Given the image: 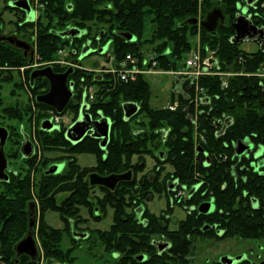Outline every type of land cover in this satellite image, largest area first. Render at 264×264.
I'll return each instance as SVG.
<instances>
[{"label": "trees", "instance_id": "trees-1", "mask_svg": "<svg viewBox=\"0 0 264 264\" xmlns=\"http://www.w3.org/2000/svg\"><path fill=\"white\" fill-rule=\"evenodd\" d=\"M40 1L47 8L45 17L47 22L40 23L37 30V52L41 61L47 63L55 61L59 51L65 50V46L70 43L57 33H50V29L53 27L61 31L71 25L87 32L89 21L93 17L92 0ZM68 4H72L71 11L67 8ZM217 4H221L220 9L226 16L227 24L220 25L216 34L209 33L197 25L187 24V21L199 18L200 10L206 17L209 13L207 10ZM239 4H245V0H158L155 4H149L153 7L144 12L154 13L158 23L152 36V42L159 43L152 50L155 54L153 61L157 62L156 69L178 71L192 50L190 38L200 35L203 54L206 50L216 52L215 70L244 74L227 79L219 76L202 77L199 85L210 102L200 105L198 111L195 104H192L195 95V88L192 85L187 98L172 95L171 103L178 104L175 110L157 109L151 104L152 85L145 75H139L137 80L125 83L109 73L96 75L92 71L75 69L70 76V81L75 83V96L64 114L70 111V114L77 118L83 102V87L96 86L98 91L88 112L94 118L104 116L112 121L110 142L106 150L101 148L100 140L92 137L73 145L65 137V128L51 133L38 129L37 136L43 152L49 154L63 150L70 156L94 155L97 166L82 170L73 160L68 164L69 169L65 176H43L34 184L32 172L35 170L38 173L40 168L35 167L36 159H31L29 168L26 161L23 165L16 166L18 175H12L7 182H0V264L42 262L73 264L77 259L74 256L76 249L81 247L82 242H89L93 238L92 242L107 254L118 252L117 256L120 255L121 258L116 261L117 264H189L186 263V256L191 254L193 247L187 232L194 231L195 228L196 231H200L203 224L209 220L211 223H218L231 236L264 240V169L260 173L254 172L252 168L242 169L244 165L250 166L252 161L244 159L236 169L237 179L231 174L232 164L238 162L232 161L234 143L249 139L256 146L264 145V78L257 76L264 66V52L261 50L248 52L241 48V44L235 45L231 42L235 35L232 24L236 21ZM117 10L118 14L113 18V23L114 26L117 25L118 30L129 29L139 34L143 32V27L136 25L137 22H142V17L124 16L121 6H118ZM97 13L98 20L103 21L105 16L102 14L99 17V13L102 12ZM254 18L259 20L257 25H263V9L262 16ZM56 20L59 23H56ZM110 34L116 41L113 50L108 52L107 56L112 53L116 67L123 63L128 55H132L137 59L139 68L151 69L153 61L145 50L126 44L125 40L114 34V29L110 30ZM89 37L87 34L85 37L77 38L74 48L78 53L70 51L68 56L70 58L80 56L82 45ZM6 54L0 56V66L25 65V60L17 54L12 52ZM54 70L65 71L59 66H54ZM225 80L228 87L223 86ZM49 88L46 79H39L35 86L30 88L35 105L40 111L51 109L35 100L37 96L47 93ZM125 103H135L140 108L139 113L129 121H125L124 118ZM24 110L25 108L19 106L8 112L6 110V113L19 121L31 122L32 112L28 116L29 113ZM43 115L39 113L37 117L39 123L44 119ZM196 115H199L197 121ZM227 120H231V125L223 133ZM197 139L200 140L198 143ZM157 151L160 152L156 154ZM161 155L165 156L164 161H161ZM148 156L156 158L160 165L170 164L173 172L168 173V176L178 180L180 184L189 188L201 185L199 191L184 202L186 206H198L205 199L214 198L216 212L212 215H199L198 212H194L182 223L183 226L175 233L173 241L172 253L175 257L165 260L153 256L149 262L139 263L136 255L150 247L148 248L147 240L144 242L134 240L125 233L126 225L122 215L128 198L123 191L111 192L103 188L104 197L98 199L97 203L103 209H106L107 205L116 207L117 225L110 232L95 231L84 241L75 239L71 235L72 227L69 220L77 218L78 206L93 204L84 176L91 171L111 175L133 169L135 178L128 185L133 188L141 183L137 180L138 175L146 171ZM135 157L138 158V163L133 162ZM43 161V165H46L54 160L46 158ZM208 162L210 166L207 165ZM142 178L145 190L149 189L151 184L147 180L145 182L146 175ZM60 192H72L71 199L63 206H59L57 202V195ZM204 192H207L206 196H202ZM35 196L38 198L40 212L39 224L35 229L42 256L37 261H32L28 256L17 258L14 247L28 233L29 205ZM253 201L258 202V208H255ZM49 211L60 214L65 223L63 230L55 229L47 223L45 215ZM68 234L72 247L64 250L62 243Z\"/></svg>", "mask_w": 264, "mask_h": 264}, {"label": "flooded vegetation", "instance_id": "flooded-vegetation-1", "mask_svg": "<svg viewBox=\"0 0 264 264\" xmlns=\"http://www.w3.org/2000/svg\"><path fill=\"white\" fill-rule=\"evenodd\" d=\"M3 1V8L0 11V56L3 54L7 55L6 53L12 52L14 54H17L18 57L22 58V60H25V65L20 67H11L9 64H6L7 66H0V99H5V87L6 85L13 86V91H10V95L13 97L15 96H27L28 94L33 99V106L35 109L40 110L36 107L34 102V96L31 91V86L34 87L35 83L39 80H36L34 85L31 84V73L34 70L43 69L47 66H43L38 69H31V62L30 60L33 58V62L35 58L38 55V37H37V30L39 28L40 23L47 22V19L45 18L47 16V8L44 4L41 3L40 0H2ZM119 2V4H118ZM155 2H158V0L150 1V0H92V11H93V17L89 21L88 27L89 29L87 32L85 30H82L78 27L74 26H67L66 29L58 30L57 28H51L50 33H57L58 36H60L62 39L69 40V45H66L65 50H60L59 52L69 50L73 51L74 54L78 53V50L74 48L76 47V39L85 37L87 34L90 36L86 39L85 43H83L81 48V53L84 51V49L90 50L91 55L93 54H99L102 56H107L108 52H111L113 50V46L115 45L114 37L111 38L110 30L114 29V34L116 36H119L126 44L137 46L138 48H141V50H153V47L156 46L159 43L152 42L153 41V33L157 26L156 18L154 17V13H144L147 10H149L153 5L149 4H155ZM29 7L32 11V17L29 16V13L24 9L23 7ZM121 6V10L124 11V16L130 17V16H137L138 18L142 17V22L139 21L136 24L137 26L143 27V32L139 34L137 31L134 30H118L117 25L114 26L115 23H113V18L118 14L117 7ZM221 4L214 5L212 9L207 10V13L210 12L213 9H220ZM67 8L69 11L72 10V4H68ZM262 9L264 14V0H258L254 6H247L246 0L245 4H239L237 6V15L240 12H243L244 10L247 11L249 15L252 16L253 22H256L255 25L258 23V19H255L256 16H262ZM97 11H101L102 13H99V17L103 14L104 20L100 21L98 20V13ZM201 12V10H200ZM6 14H10L11 16L9 18H5ZM140 14V15H139ZM224 14V12H223ZM208 15V14H207ZM206 15V16H207ZM203 15L201 14V18H199L201 21L205 20V17L203 19ZM225 16V14H224ZM14 17V18H13ZM31 17V18H30ZM56 23H59L58 20H56ZM52 22V24H56ZM139 23H141L139 25ZM225 24H227L226 16H225ZM223 24V25H225ZM221 25V24H220ZM219 25V26H220ZM258 27H264L263 25H257ZM121 27V26H120ZM72 32L73 34H76L77 32H80L77 36H66L62 37L63 33ZM124 35H128V39L125 38ZM146 35H149V37H146ZM17 39V40H16ZM10 40V41H9ZM20 41V42H19ZM65 41V40H64ZM258 46V45H256ZM25 47L29 50L24 52L21 48ZM34 50V53H32ZM105 51L104 54L99 53V51ZM258 50H260V46H258ZM32 51V52H31ZM80 53V55H81ZM89 56V57H90ZM79 56L76 58H70L68 57L66 60L71 59L72 62H76L78 60ZM80 64V63H79ZM54 67V66H53ZM62 69V67H60ZM55 71V70H54ZM56 72V71H55ZM56 73H64L62 71L56 72ZM16 85H19L16 87ZM8 94V96H10ZM36 100V98H35ZM37 102V101H36ZM25 108V110L29 113L28 116L33 111L32 108L24 105L22 106ZM13 107L11 104H6L3 114V121H0V140L4 138V136L7 134L6 144L4 147V151L6 154V157L8 159V168L6 170V174L9 176V180L12 178V175H18V169H17V162L18 160L21 161L18 165L21 166L27 161V168H29V161L31 159H36L35 167L40 168V171L37 173V171L33 170L32 172V180L34 184H37L40 179L43 176L49 177V176H65V174L68 171L69 163L70 161L75 160L77 165L82 169H92L97 166V159L96 164L92 166H81L78 162V156L79 155H90V154H76V155H68L63 150H57L52 153H60L59 157L51 158L48 157V153L43 152L42 146L39 142L37 131L38 129L45 131L42 129V121L38 124V127L36 128V132L33 133L34 136H32V131L30 129H26V126H20L19 131L17 130V127L14 126V118L10 117L7 112L10 111ZM24 110V111H25ZM42 112V111H41ZM32 115V114H31ZM79 116V115H78ZM76 117V116H75ZM73 117V122L77 120V118ZM94 120L100 119V117H93ZM30 123V122H27ZM65 128L67 130L68 127H57L54 131H61V129ZM7 133H6V131ZM32 130V129H31ZM52 131V132H54ZM18 132V133H17ZM48 132V131H45ZM51 133V132H50ZM66 134V133H65ZM27 136L28 142L32 145V156L30 158H26L24 154L22 153V148L25 143H27V140L25 137ZM66 137V136H65ZM87 137H91L90 134ZM86 137V138H87ZM85 138V139H86ZM26 140V141H25ZM249 140V139H247ZM245 141V140H242ZM12 143L14 145L12 146ZM17 143V144H16ZM71 143V142H70ZM73 144V143H72ZM79 144V143H78ZM253 145L254 150H250L248 147L250 145ZM18 148L14 149L13 147L16 146ZM77 145V144H73ZM247 146V150L244 155L238 156L237 155V147L238 142L234 143V156L232 158V161L238 160V162H235L232 164L231 167V174L232 176L237 179V172L236 169L241 164V162L245 160L252 159L250 166L244 165L242 169H254V172H262L264 169L263 166H259V163L262 159H264V151L262 154L260 153V157L256 158L255 153L258 147L264 146H256L254 145L250 140L249 142L245 143ZM199 147V146H198ZM200 150V147L198 148ZM17 151V153H16ZM160 151H157L159 153ZM51 154V153H49ZM94 156V155H92ZM151 157V156H148ZM46 158H50L54 161H51L50 163L43 165ZM96 158V157H95ZM152 158V157H151ZM165 156L161 155V161H164ZM156 161V165L153 168V172L151 174L146 173V171L142 174L138 175V182L139 180L141 183H138L135 187H130V185L134 178L135 174L133 172V169L130 171H125L119 174H111V175H127L129 178L126 180H123L122 182L118 183L115 189H109L103 186H96L91 184V175L98 174L103 177L111 176V175H102L99 172L91 171L88 172L84 176V181L88 184L89 187V197L92 201V205L86 206H78L79 213L77 215V218H72L69 220L70 226L72 227L71 235L77 239V240H86L90 237V235L95 231H103V232H110L114 226L117 225V218H116V207L113 205H107L106 209H103L97 202L98 199H102L104 197L103 188L115 192L117 190L123 191L125 193L126 197L128 198L127 203L123 207V215L122 220L125 223V233L134 240H140V241H146L149 242V246L146 251H142L141 253L136 255V259L139 260V263H146L149 262L153 256L161 257L163 259H167L169 257L173 258L175 257L172 253L173 241L175 238V233L179 232L182 228L184 222L187 221L188 217L191 216L194 212H198V214L203 215H212L216 212V204L214 198L211 199H205L200 205L198 206H186L184 204L185 201L191 199L195 193L199 191L201 188V185H195L192 188H189L188 186L180 184L178 180H174L168 176V173L173 172V168L170 164H162L158 162L156 158L153 157ZM227 159V157H226ZM134 163H138V158L136 161H133ZM210 166V163L208 164ZM169 166L171 168L170 171H167V167ZM59 170L56 172V170ZM55 171V172H54ZM263 174V173H261ZM144 175H146V180L149 184H151L150 188L145 190V183L142 182L144 178H142ZM8 180V181H9ZM144 181V180H143ZM123 185V186H122ZM122 186V187H120ZM36 188H33V195H35ZM65 194L66 197H64L61 201L58 200V197L60 195ZM72 192H60L57 195V202L59 206H63V204L68 200L71 199ZM207 192L202 193V196H206ZM158 196L162 198L163 196L166 198V208L163 209L159 214H156L152 212L149 209L148 203L153 201L155 197ZM60 202V203H59ZM253 205L255 208H258V202L253 201ZM176 206H179L183 208L186 211V217L183 220L176 221L174 218L175 208ZM203 207V208H202ZM205 208H208L207 212H203ZM110 209L113 211V222L109 229L107 230H100V229H91L89 227V224L91 222H102L105 219H107L109 215ZM87 213V217H85V214ZM35 212V226H34V236L38 241L37 231L35 227L39 224L40 219V212H39V202L38 198L35 196V199L30 202L29 205V225H30V215L31 213ZM52 212V211H49ZM48 213V212H47ZM46 213V214H47ZM57 213V212H55ZM60 219L62 220L60 214L58 213ZM211 220L207 221L203 226L200 228V231H196L197 228L194 229V231L187 232L188 239L192 241V251L191 254L186 256V263L189 264H197L196 261L193 262L194 259V253L198 248V244L202 243L204 245L203 248L200 247L201 253L205 252V248L207 247V243L209 241L214 242L215 244L222 243L224 241H230V240H242V241H258V242H264V240H254L249 238H242L239 236H231L227 232H225L218 223H211ZM63 222V220H62ZM63 230L65 228V223L63 222ZM85 226V228H84ZM82 228V229H81ZM160 228V229H158ZM29 232V230H28ZM28 234V233H27ZM75 234V235H74ZM66 236V235H65ZM69 239L70 235L68 234ZM94 240L91 239L89 242H82L83 243H92V245H96ZM142 242V243H143ZM251 242V241H250ZM39 243V241H38ZM40 246V245H39ZM259 247L264 245H258ZM81 248V247H80ZM41 249V247H40ZM246 249L253 250L252 247L246 246ZM199 251V252H200ZM105 253V257L99 256V258H102L104 260H107L106 264H117L116 261L121 258V256H117L118 252L114 253ZM96 256V255H95ZM98 258V259H99ZM227 261H233L231 264H264V257L262 255H259L258 257H254L253 254H251L250 258H247L246 254H242L240 256H223L217 260H211L207 259L206 264H228Z\"/></svg>", "mask_w": 264, "mask_h": 264}, {"label": "rangeland", "instance_id": "rangeland-1", "mask_svg": "<svg viewBox=\"0 0 264 264\" xmlns=\"http://www.w3.org/2000/svg\"><path fill=\"white\" fill-rule=\"evenodd\" d=\"M202 1V0H201ZM3 1L0 0V9L2 10L3 8ZM0 10V11H1ZM201 12L199 14V18H201ZM11 15L6 14L5 18H9ZM12 17V16H11ZM14 18V17H13ZM198 18V19H199ZM200 20V19H199ZM201 21V20H200ZM203 21V20H202ZM200 35H197L195 38H190V42L193 44L192 50L187 54L188 57L191 55L193 52H195L194 49H196L198 44L200 45ZM146 37H149V35H146ZM241 48L245 51H256L258 50V46L254 43H243L241 44ZM148 55L153 58L155 56L154 52L152 50H147L146 51ZM69 50L59 52L58 58L56 60H63L64 62L66 59L69 57ZM110 53L108 56H102L99 54H93L90 57H87L85 59H82L78 63L72 62L71 59L67 60L69 63H73L75 67L78 69L86 70V71H92L95 72L96 75H102L106 72L103 71V69L107 70L108 68L112 67L113 62L110 60ZM39 56V55H38ZM112 57V56H111ZM187 57V56H186ZM40 58V57H39ZM41 61V58H40ZM40 64H44V62H39ZM50 63V62H47ZM80 63V64H79ZM115 64V61H114ZM125 61L121 63L119 66H124ZM183 65V63H182ZM184 66H180V69L178 71H164V70H153L150 71L152 73H147L144 74L149 82L152 85V91H153V97L151 104L154 108H169L171 103V98L172 95H182L185 98L188 97L189 94V89H190V82H188L187 79L182 78L180 75H177V72H181V69H183ZM141 69V68H140ZM148 71V69H146ZM5 87V99H0V121H3L2 117L4 114V109L6 104H11L13 107H19V106H28L32 108V121L30 123H27L28 121H19L17 119H14V126L17 127V130L19 131L20 126L25 127L26 129H30L32 131V136L34 132H36V128L38 127L39 120H37V117L39 113H43L44 117L45 115H49L46 111H40L38 109H35L33 106V99L30 97L28 94L26 97L19 95L13 97L9 94L10 91H13V86L11 85H6ZM8 94L10 96H8ZM66 117L62 119L63 125L66 124L65 126H70L73 123V117H75L74 114H70V111H68L66 114H64ZM198 116L196 115L195 121L198 120ZM32 129V130H31ZM18 133V132H17ZM199 138V137H196ZM200 140L197 139V143ZM14 143H12V146ZM14 149L18 148L17 145L13 147ZM250 150H254L253 145H250L249 147ZM264 151V146L258 147L255 153V157L259 158ZM60 153H51L48 154V157L55 158L59 157ZM78 162L81 166H92L96 164V158L95 156L92 155H79L78 157ZM137 157L134 158V161H136ZM147 169L146 173L151 174L153 171L154 166L156 165L155 159L153 157H147ZM21 161L18 160L17 166ZM167 171H170L171 168L169 166H166ZM172 171V170H171ZM64 197H66L65 194L60 195L58 197V200L61 201ZM60 203V202H59ZM166 198L163 196L162 198L156 196L155 199L151 202L148 203L149 209L156 213L159 214L163 209L166 208ZM203 208V207H202ZM85 214V217H87V213L83 211ZM186 211L179 207L176 206L175 208V213H174V218L176 221L183 220L186 217ZM45 219L47 223L52 226L55 229H62L63 228V222L60 219L58 213L55 212H48L45 215ZM113 222V211L110 209L109 215L107 219H105L102 222H91L89 224V227L91 229H100V230H107L110 228L111 224ZM85 228V226H84ZM82 229V228H81ZM37 231V230H36ZM75 235V234H74ZM251 241V242H250ZM242 241V240H228L224 241L219 244H215L214 242L209 241L207 243V247L205 248V252L201 253L200 247L203 248L202 243L198 244V248L195 253H194V259L193 262L196 261L197 264H206L207 259L211 260H217L223 256H240L242 254H246L247 258L251 257V254H253L254 257H258L259 255H262L264 257V246L259 247L258 245H264V242H258V241ZM96 244V243H95ZM40 245V244H39ZM246 246L252 247L253 250L246 249ZM72 244L70 242L69 236L66 235L64 238V241L62 243V248L64 250H67L68 248H71ZM200 251V252H199ZM96 255V256H95ZM74 256L77 257L75 263L73 264H106L104 260H99V256L105 257V253L103 249L98 246V245H92V243H83L81 245V248L76 249ZM42 264H46L45 262H42ZM53 264H59L57 262Z\"/></svg>", "mask_w": 264, "mask_h": 264}, {"label": "water", "instance_id": "water-1", "mask_svg": "<svg viewBox=\"0 0 264 264\" xmlns=\"http://www.w3.org/2000/svg\"><path fill=\"white\" fill-rule=\"evenodd\" d=\"M257 1L258 0H246V3L247 6L251 7L254 6ZM23 8L26 9V11L29 13V16L32 17L31 9L26 6ZM187 24L200 26L207 32L216 34L219 25L225 24V16L222 9H213L208 13L205 20L200 21L199 19H193L187 21ZM232 28L235 31V35L231 39L233 44L240 45L243 43H254L260 46V50L264 52V27H258L255 25L252 16L249 15L246 10L236 15V21L232 24ZM79 34L80 32H77L76 34L68 32L63 33L62 37L77 36ZM123 36L128 39V35L123 34ZM21 49L24 50V52L29 50L25 47H22ZM32 53H34V50ZM91 53L92 52H90V50L84 49L76 63L89 57ZM99 53L104 54L105 51H99ZM30 62L31 64L33 63V58L30 60ZM74 72V67L69 68L64 73H56L51 66L34 70L30 77L32 85H34L35 81L38 79H46L50 85L49 91L47 93L36 97L37 103L53 108L60 114L63 113L74 97V83H69V77ZM209 102L210 100L208 97L204 98L202 101L203 104H209ZM89 109L90 106L85 102L81 105L77 120L66 131V139L73 144H78L90 134L92 138L100 140L101 148L106 150L110 142L112 121L104 116H101L100 119L94 120L92 115L88 112ZM123 111L125 121H129L139 113L140 108L135 103H125L123 105ZM230 125L231 120H227L222 132L224 133L226 128ZM42 129L52 132L56 130L57 127L52 125L49 121H44L42 124ZM7 136L8 135L6 134L4 138L0 140V182H7L9 180V176L6 174V170L8 168V159L4 151ZM25 139L27 140V143L23 145L22 153L26 158H30L33 152L32 145L30 142H28L29 140L27 136ZM247 142H249V140L238 141V147L236 150L238 156L245 154L247 150L245 143ZM263 165L264 159H262L259 163V166ZM58 171L59 170L57 169L56 172ZM127 178H129L127 175H111L103 177L98 174H93L90 177L92 185L103 186L112 190L115 189L118 183L126 180ZM207 211L208 208L203 210V212ZM30 218L29 232L15 245L14 250L16 252L17 258H20L21 256H28L32 261H37L41 256V249L37 239L34 236L36 218L35 212L31 213ZM232 262L233 261H227L228 264H231Z\"/></svg>", "mask_w": 264, "mask_h": 264}, {"label": "built area", "instance_id": "built-area-1", "mask_svg": "<svg viewBox=\"0 0 264 264\" xmlns=\"http://www.w3.org/2000/svg\"><path fill=\"white\" fill-rule=\"evenodd\" d=\"M198 47L193 52L191 55H187L186 59L183 61V66L184 68L181 69V72H177V75H180L182 78H185L190 82V85L194 86L195 88V95L192 100V104H195L196 109L198 111L200 105H202V101L205 98L204 96V90L203 88L200 87L199 85V80L202 77H215L219 76L222 77L223 79H227L233 76H238V75H244V74H237V73H232V72H219L215 70V66H217V61H216V52L211 51V50H206V53L203 54L201 50V46L198 44ZM110 55V60L113 62L112 67L108 68L107 70L103 69L104 72L109 73L113 76H115L117 79H119L122 82H129V81H135L137 80L139 75L147 74L150 71L157 70V62L153 61L154 58L151 60L153 61V64L151 66V69L145 70V69H140L137 66V59L132 56L128 55L125 59V64L124 66H118L114 64V57ZM40 58L37 55L35 58L34 62L31 65V69H38L43 66H59L64 68L68 67H75L73 63H69V61H63V60H55L50 63H44L40 64ZM147 65V64H145ZM152 73V72H150ZM258 77L264 78V66H262V69L260 73L257 74ZM224 87H228V82L225 80L223 82ZM97 87L96 86H89V87H83V103L85 102L86 104L90 105L92 102L95 100V96L97 93ZM178 107V104H170L169 109L170 110H175ZM49 115H45L44 121H49L52 125H55L59 128L62 126H65L66 124L63 125L62 119H64L66 116H62L56 113L55 110L49 109L46 111Z\"/></svg>", "mask_w": 264, "mask_h": 264}, {"label": "crops", "instance_id": "crops-1", "mask_svg": "<svg viewBox=\"0 0 264 264\" xmlns=\"http://www.w3.org/2000/svg\"><path fill=\"white\" fill-rule=\"evenodd\" d=\"M257 51V50H256ZM249 52V51H248ZM252 52H255V51H252Z\"/></svg>", "mask_w": 264, "mask_h": 264}, {"label": "bare ground", "instance_id": "bare-ground-1", "mask_svg": "<svg viewBox=\"0 0 264 264\" xmlns=\"http://www.w3.org/2000/svg\"><path fill=\"white\" fill-rule=\"evenodd\" d=\"M144 75V74H143Z\"/></svg>", "mask_w": 264, "mask_h": 264}]
</instances>
